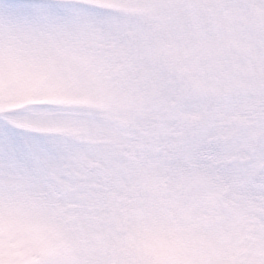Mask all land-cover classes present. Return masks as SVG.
Returning <instances> with one entry per match:
<instances>
[{"label": "snow or ice", "instance_id": "1", "mask_svg": "<svg viewBox=\"0 0 264 264\" xmlns=\"http://www.w3.org/2000/svg\"><path fill=\"white\" fill-rule=\"evenodd\" d=\"M0 264H264V0H0Z\"/></svg>", "mask_w": 264, "mask_h": 264}]
</instances>
